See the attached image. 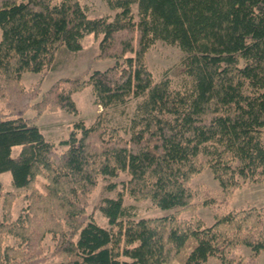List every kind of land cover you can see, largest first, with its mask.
<instances>
[{
    "label": "trees",
    "instance_id": "trees-1",
    "mask_svg": "<svg viewBox=\"0 0 264 264\" xmlns=\"http://www.w3.org/2000/svg\"><path fill=\"white\" fill-rule=\"evenodd\" d=\"M105 1L112 18L89 16L80 0H0V173L25 190L15 217L18 194L0 182V264H255L264 253V206L214 208L210 224L179 215L218 206L190 185L204 168L226 199L264 182V0ZM87 33L111 66L44 91L22 84L23 73L53 68L61 47L79 50ZM156 39L184 52L188 89L154 79L146 51ZM85 84L103 109L142 97L132 133L122 136L99 113L90 125L76 121L57 151L36 120L58 109L77 116L72 94ZM120 172L129 177L117 197L101 200L109 223L101 227L86 212L89 197L100 177ZM124 194L172 212L134 219Z\"/></svg>",
    "mask_w": 264,
    "mask_h": 264
},
{
    "label": "rangeland",
    "instance_id": "rangeland-1",
    "mask_svg": "<svg viewBox=\"0 0 264 264\" xmlns=\"http://www.w3.org/2000/svg\"><path fill=\"white\" fill-rule=\"evenodd\" d=\"M80 2L85 7L89 16L110 15L112 18L115 13V11L109 9L105 0H80ZM131 11L136 18L138 16L136 3L132 4ZM98 41L99 38H96L92 33H87L80 40L81 48L79 50L70 51L65 47H61L55 54L53 68H45L39 73H23L21 75L22 84L25 87H29L39 83L41 91H44L53 82L63 77L76 78L80 81L87 80L92 71L104 70L114 63L113 59L96 57L99 52ZM184 56V52L176 44H170L161 39L154 40L146 51L147 64L154 79L159 80L167 77L170 79L172 88L180 91L188 89L191 84V79L184 73ZM72 97L79 109L77 116L58 109L56 111H45L36 120V125L45 138L54 143L57 151L64 149L61 141L68 137L76 121L82 120L84 124L90 125L99 113L104 115L107 125L117 128L122 136L128 138L131 135V124L137 115V107L141 103L142 97H131L122 104H116L103 109L96 103L92 86L86 84L73 92ZM25 115L32 117L34 111L29 109ZM19 149L20 146H13L11 150L12 156H15L19 152ZM128 177L127 173L120 172L115 177L99 178L95 189L89 197L86 212L101 227L109 226L107 217L99 209L101 200L104 197H117L118 192L122 189L123 181L128 179ZM0 182L4 185L5 190L18 194L13 205V215L16 217L25 206L23 197L25 190L16 189L12 186L11 174L9 172L0 173ZM110 185H112L111 188ZM190 185L192 188H201L209 191L217 200L218 206L213 208L199 206L194 210H185L180 213L179 216L181 218H190L193 215H197L205 223L210 224L213 222L212 211L214 208L232 209L251 204L264 206V182L245 184L242 188L236 190L231 197L226 199L217 181L214 179L211 169L204 168L192 177ZM123 204L134 205V219L153 218L172 212V209H162L153 206L149 199L136 201L126 194L123 195ZM10 241L13 242V239L11 238ZM43 246L49 260L55 263L57 259L50 255L54 242L49 236L43 240ZM242 251L245 256L251 253L250 249L246 246H242ZM124 260L129 261L128 258H124ZM205 264H221V262L216 258H209ZM255 264H264L263 252L259 253Z\"/></svg>",
    "mask_w": 264,
    "mask_h": 264
}]
</instances>
